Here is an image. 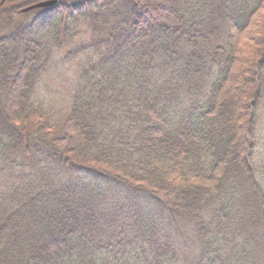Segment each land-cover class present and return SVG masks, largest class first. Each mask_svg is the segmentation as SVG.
Wrapping results in <instances>:
<instances>
[{"label":"trees","instance_id":"16d2710c","mask_svg":"<svg viewBox=\"0 0 264 264\" xmlns=\"http://www.w3.org/2000/svg\"><path fill=\"white\" fill-rule=\"evenodd\" d=\"M62 12L0 9V264H257L264 0ZM79 53L55 114L43 76Z\"/></svg>","mask_w":264,"mask_h":264},{"label":"rangeland","instance_id":"374dc122","mask_svg":"<svg viewBox=\"0 0 264 264\" xmlns=\"http://www.w3.org/2000/svg\"><path fill=\"white\" fill-rule=\"evenodd\" d=\"M2 0H0L1 2ZM42 0H13V2H11V0H6L5 3H3L0 6V9H5V8H10L11 5H16V7H18L19 9L25 8L31 4H34L35 2H39ZM87 0H56V6L49 8V9H44V10H35V11H31L28 12L29 18L30 19H37L40 15L43 14H47V13H52L54 9H58L59 12L62 14V8H66V11H69V9L71 7L78 6L79 4H84V2ZM158 7L156 6V8H149L148 10H150V12L152 13L153 11L157 12ZM55 13V12H54ZM80 28L81 25H79ZM246 35H244V38H248L245 37ZM89 41V37L86 33L83 34H78V36H76V38L72 41L73 43H75V46L78 47L80 44L82 43H87ZM72 45L68 44L65 45V47L54 53V57L53 58H64L65 54L69 51H72ZM81 54L83 53H79V55L77 57H75L74 59H72L71 61H64L63 64H59L57 65L56 69L52 70V68H50L48 71H46L45 75L43 76V84L47 85L48 87H50L52 90H56L57 91V97H56V101H53L55 104H52V112H54L55 114H60L62 115L64 113V110H66L65 108L68 107V98L67 95L70 92L71 88H72V84L74 82L75 77L77 76V70L79 69L78 67V63L81 61V59H83ZM49 89V88H48ZM259 124H260V131L258 133V135L262 138L260 140V143L258 144L257 150H256V157L255 159H259V157H264V142L262 141L264 138V106L262 108V110L260 111V118H259ZM171 167H175V163L172 162L170 163ZM255 190H257V186L254 188ZM243 192V196H242V200L239 204V206L243 209V210H249L251 209L256 202V196L254 194V192L250 191L249 189H246ZM256 248V245H254L253 247H251V251H254V249ZM257 264H264V234H260L257 233Z\"/></svg>","mask_w":264,"mask_h":264},{"label":"water","instance_id":"95a60500","mask_svg":"<svg viewBox=\"0 0 264 264\" xmlns=\"http://www.w3.org/2000/svg\"><path fill=\"white\" fill-rule=\"evenodd\" d=\"M4 1L5 0H2L0 2V6L3 4ZM55 4H56V0H47L44 2H39V3H36L34 5L28 6L26 8H23V9H21V12L27 13V12L35 10V9H46V8L53 7Z\"/></svg>","mask_w":264,"mask_h":264},{"label":"flooded vegetation","instance_id":"af4514ba","mask_svg":"<svg viewBox=\"0 0 264 264\" xmlns=\"http://www.w3.org/2000/svg\"><path fill=\"white\" fill-rule=\"evenodd\" d=\"M43 1V0H42ZM40 2V1H39ZM35 3H37V2H35Z\"/></svg>","mask_w":264,"mask_h":264}]
</instances>
